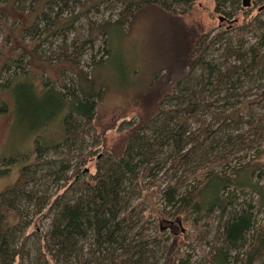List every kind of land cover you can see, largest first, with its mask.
<instances>
[{
  "label": "trees",
  "instance_id": "trees-1",
  "mask_svg": "<svg viewBox=\"0 0 264 264\" xmlns=\"http://www.w3.org/2000/svg\"><path fill=\"white\" fill-rule=\"evenodd\" d=\"M197 1L2 0L0 37L9 43L15 34L18 45L12 50L22 48L3 70L13 68L10 76L16 78L28 71L30 60L54 56L75 81L53 90L56 112L63 115L61 142H35V162L21 169L18 184L0 193V264H189L190 254L180 247L193 252L208 229L206 264H264V216L261 224L256 219L264 210V184L258 183L264 175V66L259 63L264 21L258 14L250 16L252 6L241 10L239 0H212V15L233 19L240 12L241 22L209 38L199 25L185 26L180 19ZM21 2H28L27 10ZM253 5H264V0H253ZM151 9L170 27L171 63L166 73L157 72L130 91L143 104V121L119 157L101 155L94 174L86 177L80 161L72 169L70 164L83 148L96 103L108 91L95 77L111 51L108 32L116 28L123 33L136 14ZM23 14L27 24L17 17L27 21ZM249 35L255 41L249 42ZM22 37L28 38L27 45ZM96 40L102 43L103 59L94 54ZM211 47L216 57L206 59ZM85 53L87 71L76 67ZM172 68L181 75L170 86ZM239 94L244 102L236 105ZM219 102L222 110L217 111ZM48 154L52 158L46 159ZM45 178L67 185L50 200L41 190ZM144 190H151L160 206L157 219L149 221L141 203H132ZM44 207L47 229L29 247V236L23 235L29 221L20 220L29 209L38 215ZM154 221H175L185 232L178 226L162 232L157 225L146 234Z\"/></svg>",
  "mask_w": 264,
  "mask_h": 264
},
{
  "label": "rangeland",
  "instance_id": "rangeland-1",
  "mask_svg": "<svg viewBox=\"0 0 264 264\" xmlns=\"http://www.w3.org/2000/svg\"><path fill=\"white\" fill-rule=\"evenodd\" d=\"M246 2V6H243L242 0H239L241 10L252 6L254 8L251 10L250 16L258 14L259 18L264 21V5L254 6L253 0ZM21 4L27 10L28 2H21ZM0 5L4 6L2 0H0ZM212 9V0H198L191 7L189 13L181 16L180 19L185 26L199 25L200 31L209 34V38L217 31L231 30L241 22L240 12L235 14L233 19H225L217 14L212 15ZM90 15L91 20H97L92 14ZM106 16L107 13L104 14V17ZM17 17L26 24L29 20L27 15H25L27 21L21 16ZM166 20L158 11L146 10L136 14L130 28L123 33L116 28H112L108 32L107 47L111 51L106 61L95 71L97 81H103L108 91L96 103L90 129L84 135L83 148L78 156L71 161V169L80 161L78 168L82 175L86 177L93 175L97 158L101 155L119 157L130 133L143 121V117H145L143 104L130 91L135 87L141 88L147 84L157 72L159 76L166 73L167 69L165 68L171 63V54L167 45L170 27ZM14 28L16 27L14 26ZM6 29L4 26L3 31L6 32ZM11 37L9 43L0 37V193L18 184L21 180V169L35 162V142H38L40 146H51L61 142L63 139V115L56 112L57 103L53 90H60V85L71 87L72 82L75 81L72 71L63 70V65H56L54 56H50L52 58L45 62L36 59L30 60L28 71L21 75L18 72L19 77L12 78L10 75L15 70L10 68L4 71L3 67L6 61L18 58L22 48L12 50V47L18 45V42L14 40V38L17 39L15 34L11 33ZM71 39L72 37L69 35L68 42ZM246 39L249 42L255 41L251 35ZM50 41H52L51 38L47 39L46 43ZM20 42L27 45L28 38L22 37ZM101 44L100 40H96L94 54L96 53V57L102 56L103 59ZM57 45L59 43H54V46L57 47ZM54 46L51 47V51L55 50ZM43 47L45 49L47 44ZM66 49L67 52H70L71 46L66 44ZM46 52L49 54L48 51ZM55 52L53 51V54ZM206 53V59L216 57V52L212 47ZM88 58L86 53L80 55L76 67L87 71L85 64L88 62ZM21 59L24 64L28 61L26 55H23ZM259 63L264 66V54ZM172 69L170 86H173L174 80L181 75L180 70ZM249 93L253 95L254 90ZM236 100V105H239L238 101L244 102L240 94ZM221 104L222 102L217 103V111L222 110ZM54 114L55 116H53ZM42 120H46L45 125L39 124ZM207 121L210 120L207 119ZM45 158H52V156L48 154ZM69 175L70 172L67 173V176ZM258 183L264 184V175L258 180ZM41 184V190L47 192L52 200L56 194L62 193L67 182L64 184V181H60L53 184L51 178H45ZM138 201L141 203L142 214L150 217L149 221L157 219L160 206L151 190L137 193L132 203ZM46 210L47 207H44L40 214L34 215L29 209L25 212L27 216L24 215L20 220L21 224H24V219L29 221L23 231V235L29 236L27 242L29 247L32 246L34 238L47 229L48 220L43 218ZM263 216L264 210H259L256 213L258 224L262 223ZM157 225L159 223L154 221L146 234L151 235L153 227H157ZM159 226L162 232L170 231V228L174 226H178L180 231L185 232L182 226L175 224V221ZM210 226L212 229L213 225ZM205 231L202 237L204 235L207 237H203L201 243L194 242L193 252H190L184 245L180 247L181 251L185 250L190 254L189 264H206L203 258V254L207 252L205 240L210 239L211 231L210 229ZM15 264H24V262L17 260Z\"/></svg>",
  "mask_w": 264,
  "mask_h": 264
},
{
  "label": "water",
  "instance_id": "water-1",
  "mask_svg": "<svg viewBox=\"0 0 264 264\" xmlns=\"http://www.w3.org/2000/svg\"><path fill=\"white\" fill-rule=\"evenodd\" d=\"M246 1H247V0H242V5H243V6H246V3H247Z\"/></svg>",
  "mask_w": 264,
  "mask_h": 264
}]
</instances>
